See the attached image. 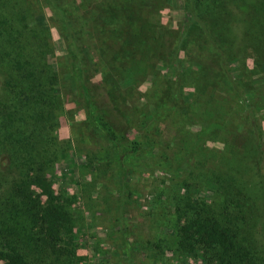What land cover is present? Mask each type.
<instances>
[{
	"label": "rangeland",
	"instance_id": "1",
	"mask_svg": "<svg viewBox=\"0 0 264 264\" xmlns=\"http://www.w3.org/2000/svg\"><path fill=\"white\" fill-rule=\"evenodd\" d=\"M24 1L33 23L49 37L51 56L61 67L58 84L64 110L58 115V137L71 140L74 155H90L77 172L62 176L56 171L51 178L57 193L75 197L72 250L77 264H200L167 249L157 258L146 257L144 246L147 236L155 235L166 238L173 250L171 230L186 217L181 213L186 191L204 200L216 177L227 174L230 162L244 167L246 161L264 177V45L249 42L246 31L224 72L217 70L211 43L196 42L176 57L178 76L170 68L168 47L186 30V0H136L128 9L124 0ZM102 5L129 18L114 40L108 39V28L99 19ZM228 8L241 16V9ZM77 16L85 17L93 34V46L82 56L85 80L92 86L87 101L113 125L121 145H140L128 154L134 158L126 169L118 160L125 149L108 146L102 153V138L87 144L81 124L87 101L79 97L74 56L63 46L72 19L80 26ZM127 39L132 46H122ZM232 84L238 87L236 93ZM2 89L0 76V100ZM174 89H179L177 98ZM246 101L260 132L249 150ZM252 154L255 158L249 162L243 158ZM258 224L264 241V220Z\"/></svg>",
	"mask_w": 264,
	"mask_h": 264
},
{
	"label": "trees",
	"instance_id": "2",
	"mask_svg": "<svg viewBox=\"0 0 264 264\" xmlns=\"http://www.w3.org/2000/svg\"><path fill=\"white\" fill-rule=\"evenodd\" d=\"M135 2L124 0V9ZM228 6L241 9V16L235 17ZM98 10L99 19L108 28V39L114 40L124 31L122 22H129V18L121 10L120 15L113 13L106 5ZM184 10L186 30L168 47L170 68L178 76L176 57L196 42L211 43L208 48L218 57L217 70L224 72L234 51L247 37L246 31L249 42L264 45V0H186ZM77 18L80 26L72 19L69 41L65 39L63 46L74 56L79 97L87 101L92 86L85 80L82 56L92 48L93 34L85 17ZM130 40L122 46H132ZM51 47L44 29L33 23L26 1L0 0V264H77L78 260L72 250L75 215L71 206L75 197L57 193L51 178L56 171L62 176L77 172L90 155H74L71 140L58 137V115L64 110L58 84L61 67L51 56ZM231 88L237 92V85ZM178 90L173 91L174 98L179 96ZM87 103L81 123L88 133L87 144L102 138L106 147L102 153L108 146L125 149H120L124 154L118 160L126 169L133 157L128 154L140 145H121L113 125ZM244 106L251 121L245 137L249 150L260 132L254 126L252 105L246 101ZM243 158H249V162L255 157L252 154ZM230 165L226 175L216 177L204 200L188 196L186 191L181 209L186 217L171 230L175 248L170 249L166 238L148 235L146 257L157 258L167 249L200 264H264V241L257 228L264 220V177L246 161L244 167L235 160ZM216 196L221 199L216 200ZM68 244L71 249L64 250Z\"/></svg>",
	"mask_w": 264,
	"mask_h": 264
}]
</instances>
